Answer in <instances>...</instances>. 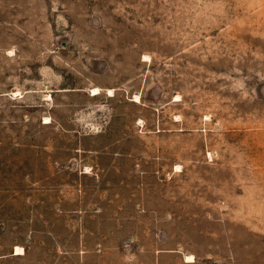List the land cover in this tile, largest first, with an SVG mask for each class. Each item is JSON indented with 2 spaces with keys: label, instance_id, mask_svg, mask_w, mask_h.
I'll use <instances>...</instances> for the list:
<instances>
[{
  "label": "rangeland",
  "instance_id": "374dc122",
  "mask_svg": "<svg viewBox=\"0 0 264 264\" xmlns=\"http://www.w3.org/2000/svg\"><path fill=\"white\" fill-rule=\"evenodd\" d=\"M92 151L137 191L59 195L86 210L67 263L264 264V0H0V264L52 261L49 189Z\"/></svg>",
  "mask_w": 264,
  "mask_h": 264
},
{
  "label": "crops",
  "instance_id": "0c3cea01",
  "mask_svg": "<svg viewBox=\"0 0 264 264\" xmlns=\"http://www.w3.org/2000/svg\"><path fill=\"white\" fill-rule=\"evenodd\" d=\"M91 95V94H90ZM98 152L92 151L90 154L93 156H88L86 159H78V158H73L72 156L70 157V160L74 159L75 162L80 163V166L76 168L75 170V176L74 178L76 179L75 183L76 185L74 187H69V185L66 183L64 186H59L55 188H50V191H53L54 195L56 196L57 200L54 201V217L51 220H48L47 222L49 225L56 226L60 225L63 230L61 232H55L52 229L47 230L46 233L50 235L52 238V242L57 244V247L55 246L53 250L45 251L44 254H42L41 257L42 259H52V261L49 264H57V259L64 260V264H70L67 263V260L71 259L73 256L74 248L72 246L73 241H72V236L74 233V220L72 219V216L69 215V212H74V211H86L83 208L84 205V196L81 198L78 197V200L76 201L75 205H71L69 203H63L60 199L58 200L59 195L64 192L65 195H69L72 190L74 191V188H79L77 195L84 193V188L80 185V180H83L85 177L92 178L93 180L99 181V180H107L105 183V188H107V191L112 194H117L121 195L122 193H132L133 191H137L135 188H129V187H121V186H112L111 181L109 179H114V178H119L120 177V167L116 163H120L121 161V156L114 151H104L101 152V154H97ZM89 158V159H88ZM87 168V170H86ZM108 185V186H107ZM102 190V189H101ZM94 205V213L96 216H98V212L100 211V208H96L98 205ZM96 208V210H95ZM115 215H110L108 216V219H115ZM37 217V216H36ZM36 221L34 219V216L29 219V221ZM116 224L121 225V223L117 222ZM81 228L83 226V223L80 224ZM84 232H78V237H79V244H81L80 248H77L75 251L81 255L82 259H85L86 257L89 256V251H92L96 254V257L100 258L103 257L104 253L102 250V238L100 237L99 234L96 233H91V234H96L92 235L94 239H96L95 247H91V249H88V245L85 246L84 239L82 238V234ZM83 239V240H81ZM39 247H47L46 244H37ZM35 247V245H18L17 248H19L21 251H15V248H12L11 251L9 252V257L19 259V260H24L25 263L29 264L30 260L29 258H37L35 257L36 254L32 252L31 248ZM31 250V251H30ZM114 251V250H113ZM113 255H116L115 252H111ZM35 255V256H33ZM5 256H1V258H4ZM0 258V259H1ZM183 262L185 263H190V261L185 260L183 258Z\"/></svg>",
  "mask_w": 264,
  "mask_h": 264
},
{
  "label": "bare ground",
  "instance_id": "6f19581e",
  "mask_svg": "<svg viewBox=\"0 0 264 264\" xmlns=\"http://www.w3.org/2000/svg\"><path fill=\"white\" fill-rule=\"evenodd\" d=\"M99 91H100V90H99L98 88H93V89L91 90V94H92V95H96V94L99 93ZM107 93H108L109 96L113 95V92H112L111 89H110V90H107ZM134 100H135V101H138V100H139V98H138L137 95L134 96ZM15 251H21V250H20L19 248H16ZM187 258L190 259L191 257H187Z\"/></svg>",
  "mask_w": 264,
  "mask_h": 264
}]
</instances>
